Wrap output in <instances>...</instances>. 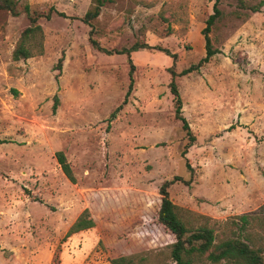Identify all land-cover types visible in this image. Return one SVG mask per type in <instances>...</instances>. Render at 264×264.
<instances>
[{
  "label": "rangeland",
  "instance_id": "rangeland-1",
  "mask_svg": "<svg viewBox=\"0 0 264 264\" xmlns=\"http://www.w3.org/2000/svg\"><path fill=\"white\" fill-rule=\"evenodd\" d=\"M15 2L19 15L0 10V264H112L134 254L143 264H176L175 238L157 221L159 190L176 176L170 198L192 229L206 224L219 235L227 220L264 205V0H221L211 32L217 54L177 78L196 138L188 148L175 119L170 56L132 53L134 89L112 118L130 65L126 55L91 47L81 18L93 0ZM215 2L106 0L94 36L111 50H167L181 73L206 56L203 30ZM25 4L56 12L38 20L43 32L28 44L34 56L14 61L30 26ZM86 209L95 227L67 237Z\"/></svg>",
  "mask_w": 264,
  "mask_h": 264
},
{
  "label": "trees",
  "instance_id": "trees-1",
  "mask_svg": "<svg viewBox=\"0 0 264 264\" xmlns=\"http://www.w3.org/2000/svg\"><path fill=\"white\" fill-rule=\"evenodd\" d=\"M220 1L221 0H216L214 13L209 17L207 26L203 30L206 56L197 66H191L181 73H177L175 66L177 56L175 54H171L167 50L152 47L148 44H135L130 49L122 50H111L103 47L98 42L94 34L96 31L95 21L100 16L102 8L106 4V0H93L92 8L87 11L84 17L81 18L83 23L91 28L89 36V43L91 47L94 50L107 55H126L130 65L129 86L127 93L122 105L119 106V108L113 113L112 118H115L118 111L122 109L123 105L128 103L134 89V73L136 71V66L132 59V53L143 48L159 50L166 53L174 61L173 66L170 68L172 80L169 88L174 99L175 119L182 122L183 130L189 138L190 143L187 148L193 145L196 138L189 122L183 115V99L177 83V78L190 74L200 66L209 62V60L217 54V51L213 48L211 32L216 21L222 15L221 10L219 9ZM0 10L7 11L12 15H19L22 11L15 0H0ZM23 12L27 15L30 21V26L22 33L21 39L13 52L14 61L28 60L34 56L33 52L28 47V44L33 36L43 32V28L38 24V20L41 17L50 19L56 10L51 8L48 13L42 15L37 12H32L30 6L25 4ZM63 62L64 56L59 59L57 64V70L60 72L62 71ZM59 77L60 73L57 75V79ZM59 103V97L56 95L54 98L53 112L57 111ZM56 157L65 176L72 183H76L73 170L67 161L65 154L63 152H58ZM187 167L190 169L188 163ZM178 181H182V178L176 176L172 180L166 181L161 186L159 190L161 204L157 217L158 223L167 229L175 238V241L170 246L169 251V257L174 263L195 264L198 261L207 260L211 264H264V205L251 214H243L227 220L223 224V229L219 235L215 233L213 228L206 224L192 229L180 217L178 207L170 198L169 189ZM94 227L95 221L90 211L86 209L71 226L67 233V237L82 231L90 230ZM146 261L147 259L141 254H134L116 258L112 260V264H143ZM159 261L160 260H158V263Z\"/></svg>",
  "mask_w": 264,
  "mask_h": 264
}]
</instances>
